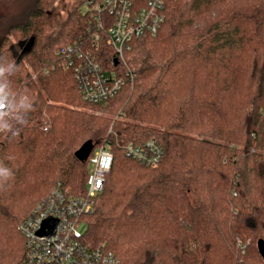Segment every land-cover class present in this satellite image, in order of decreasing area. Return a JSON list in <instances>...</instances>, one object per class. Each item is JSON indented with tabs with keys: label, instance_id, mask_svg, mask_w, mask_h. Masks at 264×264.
Segmentation results:
<instances>
[{
	"label": "trees",
	"instance_id": "obj_1",
	"mask_svg": "<svg viewBox=\"0 0 264 264\" xmlns=\"http://www.w3.org/2000/svg\"><path fill=\"white\" fill-rule=\"evenodd\" d=\"M58 1L31 0L0 31V57L16 66L3 78L5 119L32 102L18 136L0 133V162L14 173L0 190V264H23L19 225L53 186L84 195L88 157L104 142L113 162L82 218L89 246L119 264H264V0H167L158 32L134 40L123 65L80 12L102 0H68L60 25ZM77 42L103 68L122 67L108 101L84 102L60 66L55 51ZM150 139L163 149L156 168L125 157V145Z\"/></svg>",
	"mask_w": 264,
	"mask_h": 264
},
{
	"label": "built area",
	"instance_id": "obj_2",
	"mask_svg": "<svg viewBox=\"0 0 264 264\" xmlns=\"http://www.w3.org/2000/svg\"><path fill=\"white\" fill-rule=\"evenodd\" d=\"M167 0H102L89 2L92 38L102 36L115 52L116 62L124 64V53L143 36H154L164 21ZM59 64L71 69L82 100L100 104L117 95L124 84L122 67L103 68L82 42L55 51ZM125 75V74H124ZM126 72L125 76H128ZM46 130V128L44 129ZM125 157L156 168L163 156L162 146L154 139L123 148ZM113 155L105 142L88 157V176L83 196L66 193L57 183L19 225L25 239L23 264H119V258L104 244L89 246L84 240L85 215L91 214L111 170ZM50 223L43 227V223ZM40 231H43L40 233Z\"/></svg>",
	"mask_w": 264,
	"mask_h": 264
},
{
	"label": "clouds",
	"instance_id": "obj_3",
	"mask_svg": "<svg viewBox=\"0 0 264 264\" xmlns=\"http://www.w3.org/2000/svg\"><path fill=\"white\" fill-rule=\"evenodd\" d=\"M0 61H7L6 65L0 64V133L10 134L12 138H15L19 135L21 127L27 124V113L32 110V102L30 103H21L17 109V112L20 109L24 110V115H18L13 118V121L5 119V110L8 107V85L3 82V78L6 73H12L15 71L16 66L14 63L6 60L3 57H0ZM25 100L28 97L24 98ZM14 178L13 171L5 166L3 162H0V190H4L8 181Z\"/></svg>",
	"mask_w": 264,
	"mask_h": 264
},
{
	"label": "rangeland",
	"instance_id": "obj_4",
	"mask_svg": "<svg viewBox=\"0 0 264 264\" xmlns=\"http://www.w3.org/2000/svg\"><path fill=\"white\" fill-rule=\"evenodd\" d=\"M31 0H0V31L9 24L16 23L20 20L21 14L24 8H27L30 4ZM70 3L68 0L58 1L55 9L53 11V18L55 19L58 25L62 24L67 18L69 12ZM89 10L87 5H83L80 8V12L82 14L86 13ZM15 40H10L9 43H6L5 46L13 47L14 52H18V46ZM82 110V108H81ZM85 111V109L83 110ZM94 114L105 117L115 119L104 111H96ZM261 250L264 252V244L261 245Z\"/></svg>",
	"mask_w": 264,
	"mask_h": 264
},
{
	"label": "water",
	"instance_id": "obj_5",
	"mask_svg": "<svg viewBox=\"0 0 264 264\" xmlns=\"http://www.w3.org/2000/svg\"><path fill=\"white\" fill-rule=\"evenodd\" d=\"M22 44V43H21ZM92 144L90 142L85 143L77 152H76V158L79 161H85L87 159V157L89 156L91 150H92ZM50 223V221H46L43 223V227H46L48 224ZM43 231H40V233H42ZM264 244V241L259 242V247L261 249V245ZM262 252V250H261ZM262 254L264 255V252H262Z\"/></svg>",
	"mask_w": 264,
	"mask_h": 264
}]
</instances>
